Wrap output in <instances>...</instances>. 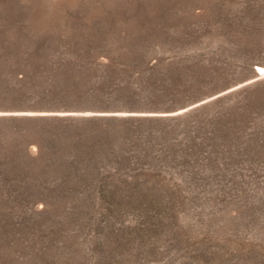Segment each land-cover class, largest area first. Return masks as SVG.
Instances as JSON below:
<instances>
[{
    "label": "rangeland",
    "instance_id": "obj_1",
    "mask_svg": "<svg viewBox=\"0 0 264 264\" xmlns=\"http://www.w3.org/2000/svg\"><path fill=\"white\" fill-rule=\"evenodd\" d=\"M259 67L264 0H0V264H264Z\"/></svg>",
    "mask_w": 264,
    "mask_h": 264
},
{
    "label": "trees",
    "instance_id": "obj_2",
    "mask_svg": "<svg viewBox=\"0 0 264 264\" xmlns=\"http://www.w3.org/2000/svg\"><path fill=\"white\" fill-rule=\"evenodd\" d=\"M104 102V103H103ZM100 102V104L98 103L96 106V108H106V107H110L109 104H106L105 101ZM128 108H132L133 106H127Z\"/></svg>",
    "mask_w": 264,
    "mask_h": 264
},
{
    "label": "bare ground",
    "instance_id": "obj_3",
    "mask_svg": "<svg viewBox=\"0 0 264 264\" xmlns=\"http://www.w3.org/2000/svg\"><path fill=\"white\" fill-rule=\"evenodd\" d=\"M259 70H260L261 72H264V67H259Z\"/></svg>",
    "mask_w": 264,
    "mask_h": 264
},
{
    "label": "water",
    "instance_id": "obj_4",
    "mask_svg": "<svg viewBox=\"0 0 264 264\" xmlns=\"http://www.w3.org/2000/svg\"><path fill=\"white\" fill-rule=\"evenodd\" d=\"M198 102H195V103H193V104H191V105H194V104H197ZM191 105H188V106H186L185 108H187V107H190Z\"/></svg>",
    "mask_w": 264,
    "mask_h": 264
}]
</instances>
